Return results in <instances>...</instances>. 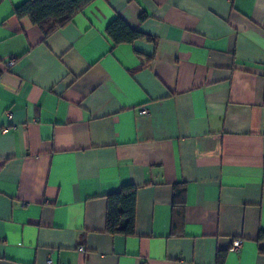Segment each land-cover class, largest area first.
<instances>
[{
	"label": "crops",
	"instance_id": "1",
	"mask_svg": "<svg viewBox=\"0 0 264 264\" xmlns=\"http://www.w3.org/2000/svg\"><path fill=\"white\" fill-rule=\"evenodd\" d=\"M24 1L0 0V264H264V0H92L48 36ZM117 17L151 39L114 45Z\"/></svg>",
	"mask_w": 264,
	"mask_h": 264
},
{
	"label": "trees",
	"instance_id": "2",
	"mask_svg": "<svg viewBox=\"0 0 264 264\" xmlns=\"http://www.w3.org/2000/svg\"><path fill=\"white\" fill-rule=\"evenodd\" d=\"M92 0H26L13 9L17 18H28L38 26L44 36L66 25L74 15ZM106 35L114 45L132 42L139 38L151 39L149 36L131 28L120 17L112 20L106 27ZM137 189L132 184L123 185L120 190L107 196L105 231L111 235L130 236L135 230ZM175 188L174 196L180 195ZM264 233H260V239ZM220 256L218 255V263Z\"/></svg>",
	"mask_w": 264,
	"mask_h": 264
},
{
	"label": "built area",
	"instance_id": "3",
	"mask_svg": "<svg viewBox=\"0 0 264 264\" xmlns=\"http://www.w3.org/2000/svg\"><path fill=\"white\" fill-rule=\"evenodd\" d=\"M15 58L14 57H10L8 60L5 61V65L6 67H11L14 64ZM144 111V110H143ZM241 245V240L240 239H234L232 241V249L233 250H237ZM80 250H82L83 248L80 247ZM46 264H54L53 261L48 258L46 261Z\"/></svg>",
	"mask_w": 264,
	"mask_h": 264
}]
</instances>
